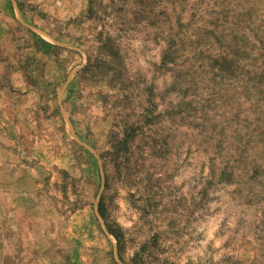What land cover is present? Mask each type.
<instances>
[{"label":"rangeland","instance_id":"obj_1","mask_svg":"<svg viewBox=\"0 0 264 264\" xmlns=\"http://www.w3.org/2000/svg\"><path fill=\"white\" fill-rule=\"evenodd\" d=\"M258 39L264 0H0V264H264Z\"/></svg>","mask_w":264,"mask_h":264},{"label":"trees","instance_id":"obj_2","mask_svg":"<svg viewBox=\"0 0 264 264\" xmlns=\"http://www.w3.org/2000/svg\"><path fill=\"white\" fill-rule=\"evenodd\" d=\"M172 40L173 41H168L167 48L164 50V53L162 56V63L164 65H167L168 63H172L175 60V55L177 53V49L175 47L176 43H175L174 39H172ZM259 42L264 43L260 40H259ZM132 135H131V132H128L127 136L125 138H122L119 140L118 145H116V146H118V150H123L124 148L128 147V141H129V139H131ZM100 211L103 212L101 208H100ZM116 236L118 238V241H121V237H119V235H116Z\"/></svg>","mask_w":264,"mask_h":264}]
</instances>
